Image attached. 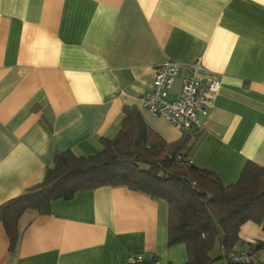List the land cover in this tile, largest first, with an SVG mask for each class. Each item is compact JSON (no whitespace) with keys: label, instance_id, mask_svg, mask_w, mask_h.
Instances as JSON below:
<instances>
[{"label":"crops","instance_id":"1","mask_svg":"<svg viewBox=\"0 0 264 264\" xmlns=\"http://www.w3.org/2000/svg\"><path fill=\"white\" fill-rule=\"evenodd\" d=\"M197 60L219 86L189 160L230 185L246 162L264 167V0H0V205L40 183L56 152L95 155L124 106L177 140L138 98L153 68L175 62L174 100ZM166 216L163 201L124 187L81 191L24 213L13 252L0 225V264H185V246L166 245ZM238 235L246 249L264 227L248 221Z\"/></svg>","mask_w":264,"mask_h":264},{"label":"trees","instance_id":"2","mask_svg":"<svg viewBox=\"0 0 264 264\" xmlns=\"http://www.w3.org/2000/svg\"><path fill=\"white\" fill-rule=\"evenodd\" d=\"M122 114L117 133L100 139L95 155L56 152L40 183L0 205L9 251L17 246L24 213L47 215L54 200L68 201L78 192L102 187H124L166 204V245L183 244L185 264L218 260L232 264L229 256L237 252L264 254V242L258 240L246 249H235L245 222L264 227V167L248 161L235 183L223 185L213 172L189 161L198 132L166 142L136 107L124 106ZM217 248L221 255L214 257ZM135 264H158V260L152 257Z\"/></svg>","mask_w":264,"mask_h":264},{"label":"built area","instance_id":"3","mask_svg":"<svg viewBox=\"0 0 264 264\" xmlns=\"http://www.w3.org/2000/svg\"><path fill=\"white\" fill-rule=\"evenodd\" d=\"M180 70L181 66L175 62L153 68L150 89L139 96L138 102L140 108L152 117L161 118L174 126L180 136L195 135L198 132V115L212 108L219 84L207 76L197 60L186 66L177 97L167 100V94ZM143 259L139 254H130L127 263L135 264ZM229 261L232 264H262L257 254L246 251L231 254Z\"/></svg>","mask_w":264,"mask_h":264},{"label":"rangeland","instance_id":"4","mask_svg":"<svg viewBox=\"0 0 264 264\" xmlns=\"http://www.w3.org/2000/svg\"><path fill=\"white\" fill-rule=\"evenodd\" d=\"M259 258L261 259V261H264V254H259Z\"/></svg>","mask_w":264,"mask_h":264}]
</instances>
